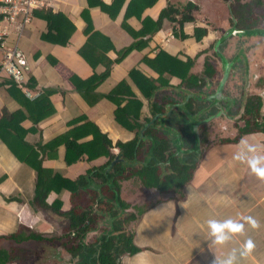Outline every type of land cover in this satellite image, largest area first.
Listing matches in <instances>:
<instances>
[{
    "label": "crops",
    "instance_id": "1",
    "mask_svg": "<svg viewBox=\"0 0 264 264\" xmlns=\"http://www.w3.org/2000/svg\"><path fill=\"white\" fill-rule=\"evenodd\" d=\"M41 1L42 7L34 11L32 21L25 27L23 34L18 36L14 33L9 42L12 47L19 44L29 56L32 67L29 75L30 88L24 87V84L18 87L7 82L1 68L3 56L0 52V119L5 112L8 115L18 112L24 115V112L31 111L32 118L23 122L21 126L25 131L26 141L31 144L45 145L64 135L69 129L68 124L82 115H86L103 133H107L114 145L117 142L133 140L135 133L123 128L115 120L114 112L117 107L104 96L108 95L118 83L124 79L128 80L132 91L143 101L142 112L151 116L152 107L131 82L129 72L133 68H139L149 75L158 77V73L144 61L145 57L153 56L161 49L183 59L188 56L195 57L196 64L192 71L201 75L202 80L205 81L203 91L200 89L189 91L203 96L204 99L196 98L197 101L193 104L195 107L203 101L204 104L199 108L208 107V112L202 114L201 110L197 117L186 113L180 106L176 107L172 116L175 121L167 127L168 136L170 135L175 145L176 142L182 144L180 133L182 129H194L202 140H207L203 148L205 154L194 179L182 194H164L156 189L142 187L137 191L133 188L129 191V195L133 194V199L129 201L121 196L129 205L125 213L135 216L134 220L128 222L126 231L131 234L133 245L138 252L123 254L117 264H212L215 256L213 250L222 257L233 247H239L248 238L252 239L254 247L246 256L240 258L239 264H264V178L255 175L245 162L235 158V154L242 148L240 143L242 138L258 145L264 151V133L256 132L242 137L238 142L222 143L223 139H237L240 136L238 126L242 127L244 124L239 125L238 121L242 120L246 113L248 97L251 94L264 95L262 94L264 87L256 85L264 73V33L247 34L236 26L235 22L232 23L231 9L228 6L230 0H173L172 2L159 0L153 7L144 9L141 19L137 16L128 18L127 25L139 31L143 28L142 20L146 17L158 19L162 11V3L167 1L178 5L184 11L188 3L194 2L199 10L191 14L195 20L185 23L182 28L179 22L166 20L162 28L153 36H145V40L148 39L146 43L134 47L122 61L114 64L110 76L93 92L95 103L89 104L75 89V82L87 80L96 73L79 52L88 37L85 31L92 26L95 31L109 37L113 49H110L108 56L110 59H115L118 51L135 42L134 37L123 28L131 0L123 2L116 18H113L109 12H104L100 6L91 7L99 2L111 6L115 0ZM43 12L61 13L71 25L75 26L76 30L68 45L49 42L42 38V35L49 30L48 22L42 16ZM182 13L185 15L187 12L182 11ZM255 22L259 24L258 19ZM238 28L240 29L237 34L232 32ZM180 29H183L189 37L185 39L176 37V31L179 33ZM196 29H205L207 34L197 39ZM254 30H264V28L257 26ZM229 32L232 34L227 37ZM209 60L215 67V74L211 76L207 75ZM225 60L231 64V71L223 89L225 98L214 99L226 76ZM240 64H242L241 69ZM252 69L257 75L254 73L251 76ZM103 70L104 67L99 66L96 71L101 73ZM169 82L168 87L157 91L158 100L154 99V103L159 106H163L164 103L169 106L167 103L169 101L181 102L177 97L178 92L187 90L185 87L178 88L179 78L172 77ZM235 82L244 85L245 91L241 98H238L234 89ZM28 90L32 94L31 97L27 93ZM42 97L50 100L52 113L36 124L34 112ZM225 102L229 104L231 113L228 112ZM215 108L219 110L214 113L209 112ZM184 146L185 149H189L195 145L189 143ZM201 151L200 148L199 154ZM113 153L117 154V150L115 149ZM45 155L43 162L45 168L62 172L68 177H75L90 168L88 164H84L82 169L83 164L78 163L66 167L63 147ZM103 162L104 158L97 163L100 165ZM37 185V171L22 163L7 140L0 137V237L19 233L26 223L45 239L29 241L20 252L15 248L13 252L12 246H5L4 242L0 243V264H49L52 260L45 258V261L44 256H52V247L61 246L57 241V238L62 236L61 233L59 235L50 229L51 223L43 218L41 210L34 204ZM67 193L63 191L59 197ZM43 212L46 214V211ZM237 213L252 216L258 226L252 227L246 223L242 234H235L232 240L223 245H213L212 250L205 239L204 219L210 215L225 218L236 216ZM98 227L102 225L99 223ZM98 230L95 229L86 236L87 245L93 236L99 238V233H103ZM51 239L54 241L51 242ZM32 241L37 242H34V245ZM32 247L35 249L34 252L30 251ZM65 253L69 259L63 263L82 264L80 256H74L67 250ZM12 258L13 260L10 261Z\"/></svg>",
    "mask_w": 264,
    "mask_h": 264
},
{
    "label": "trees",
    "instance_id": "2",
    "mask_svg": "<svg viewBox=\"0 0 264 264\" xmlns=\"http://www.w3.org/2000/svg\"><path fill=\"white\" fill-rule=\"evenodd\" d=\"M124 1L115 0L111 6L99 2L96 5H91V7L100 6L104 12H109L113 18H116ZM158 1H130L123 28L134 37L135 42L118 51V56L115 59H110L108 56L110 49H113L109 43L110 38L95 31L92 26L86 29L85 34L88 36V41L80 47L79 52L96 73L87 80L75 82V89L89 104L95 103L93 92L107 80L114 64L122 61L134 47L146 43L148 39L145 40V36H153L162 28L166 20L179 22L181 28L185 23L195 20L191 15L192 13L189 12L184 15L178 5L169 3V7L162 9L157 20L150 17L143 19V28L139 31H135L127 25L126 20L128 18L137 16L141 19L144 9L153 7ZM237 12V16H242V18L240 17V23L236 20L235 24L241 30L243 29L244 33H264V30H254L256 25H244L247 21L246 17H253L248 7L241 5ZM43 13L42 16L47 20L49 30L42 35V38L49 42L68 45L76 30L75 26L71 25L61 13ZM84 16L86 19L87 14ZM68 26L69 29H67ZM206 34L205 29H196L195 31L197 39L203 38ZM176 35L181 39L189 37L183 29H180L179 33L176 31ZM10 39L11 37H9L8 43ZM16 46L20 47L19 44L13 47ZM9 47L12 46L9 44ZM0 52L3 56V51L0 50ZM144 63L158 73V77L149 75L139 68L130 70L129 76L131 82L150 103L153 110L151 116L142 112L143 101L132 91L128 80L124 79L108 95L104 96L117 107L114 112L115 120L123 128L135 133V138L131 141L117 142L114 145L107 133H103L86 115H82L68 124L69 129L64 135L45 145L41 143L34 145L26 141L25 131L21 128L23 122L32 118L29 109L26 108L29 112H24V115L21 112L11 115L5 112L0 119V137L7 140L10 148L22 163L27 164L38 173L34 204L42 211L54 210L60 218L67 221L64 234L57 238V241L60 242L61 247L74 256H80L82 264H117L123 254L138 252V249L133 245L131 234L126 231L128 222L134 220L135 216L131 213H125L129 205L121 198L122 181L138 178L143 187L147 189H156L164 194H182L185 188L192 183L205 154L203 148L207 140H202L194 129H182L180 131L181 139H183L181 145L178 142L176 145L173 144L170 135L168 136L169 129L167 127L175 121L172 117L175 109L173 105L181 104L182 101L167 102L170 107L165 103L163 106L154 103V99H157V91L168 87L172 77L180 79L178 88L185 87L187 90L200 89L203 91L205 81L202 80L201 75L192 71L196 64V58L188 56L183 59L161 49L155 55L145 57ZM99 66L104 67L101 73L96 71ZM2 71L5 73L9 84L21 86L3 68ZM31 72L32 70L28 74L30 75ZM213 74H215V67L209 60L207 61V75ZM30 84L31 81L28 76V81L24 83L25 86H22L30 88ZM43 97L38 101L37 110L34 112L32 109L36 116L38 114L37 117H34L36 124H39L41 120L49 117L52 113L50 100ZM185 100V103L180 105L181 109L195 116L193 114L194 98L191 101ZM246 105L247 109L243 117L246 126L240 129V136L237 139H223L222 143L238 142L242 137L256 132L264 133V115L260 110L262 106L261 96L248 97ZM163 128L166 129L163 130ZM189 143L195 146L185 149L184 145ZM60 147L65 149L66 167L78 163L79 165L83 164L82 169L84 164H89L90 168L75 177H68L62 172H54V170L45 168L43 163L45 154ZM115 147L119 149L118 154L113 153ZM200 148L202 151L199 154ZM102 158H104V162L99 165L97 162ZM63 191L68 192L64 194L66 198L59 199V195ZM66 205L69 206L68 209H62V206ZM106 216H110L112 222V228L107 231L103 226L98 227V224ZM95 229L103 232L102 236L99 238L93 236L87 245L85 243L86 236ZM35 239L45 240L41 234H37L24 223L19 233L0 237V243L4 242L5 246H12L13 252L14 248L20 252L25 244ZM52 241L54 239H51ZM8 249L12 250L11 248ZM12 260L13 258L10 261Z\"/></svg>",
    "mask_w": 264,
    "mask_h": 264
},
{
    "label": "rangeland",
    "instance_id": "3",
    "mask_svg": "<svg viewBox=\"0 0 264 264\" xmlns=\"http://www.w3.org/2000/svg\"><path fill=\"white\" fill-rule=\"evenodd\" d=\"M169 2L173 1V0H168ZM166 2V3H162L163 6H162V9L164 8H167L169 7V2ZM174 1H177V0H174ZM179 1V0H178ZM243 4H248V10H250L252 12V16L253 17H246L247 21L244 23L245 26H249V25H256L258 27H263L264 28V0H230L228 1V6H229V9H231V6H232V10L233 12H236L239 10V8L241 7V5ZM161 9V10H162ZM223 16H227L228 14H222ZM249 16V14H248ZM242 16H235V19H241ZM254 19H258L259 21V24L256 23L254 21ZM96 30V29H94ZM88 41V37H87V40ZM242 64H240V69H241V66ZM239 69V70H240ZM251 71V76L254 75V73L257 75V72L256 71ZM249 76V77H251ZM261 79L260 82L258 84H256L257 86L259 87H264V73H262V76L260 77ZM234 89L236 90L237 92V96H239L238 98H241L244 94V91H245V88H244V85L243 84H240L238 82H235L234 83ZM207 90V89H205ZM179 96H177L179 98V100L182 101L181 104L185 103V99H187L188 101H191L192 98H194V101H197L195 100L196 98L197 99H201L203 98L202 95H197L195 94L194 92L192 91H189V90H180L178 92ZM262 94H264V91L262 92ZM264 97V95H263ZM181 104H178V105H173V108H176V107H179ZM204 104L203 101L200 102L199 105H196L194 108H193V114L195 116H198V113L201 111L202 114H206L208 111H207V108H203V109H200L199 107H201V105ZM227 103L225 102V105ZM205 106H208V104H205ZM213 111H218V109H213ZM212 109L209 111V112H213ZM242 121L241 119L238 121L240 122ZM183 140V139H182ZM117 150V154L119 153V149L118 148H115ZM113 148V151L115 150ZM88 167H90V165L88 164ZM143 187V184L142 182L138 179V178H132V179H126L124 181L121 182V196L123 197L124 200L126 201H129V199H133V194L129 195V191L133 189H135L137 191V189H140ZM66 196L63 194L61 197H59V199H65ZM68 205L66 206H62V209L64 210H67L68 209ZM129 209V207L125 210V212H127ZM129 213V212H128ZM41 215L43 216V218L47 221V222H50L51 223V227L50 229L53 230L55 233H61V235H63V228L68 224L66 223L67 221L65 219H62L59 217H57V212H55L54 210H50L48 213L46 212H43L41 210ZM64 221V222H63ZM100 225L103 226V228L107 230H110L112 228V222H111V217L110 216H106L105 219L100 222ZM100 236H102V233L100 234ZM34 242H37V241H32V243L35 245ZM50 247V246H49ZM53 248V255L52 256H48V255H45L44 256V259H48V260H52L51 262H49V264H65L66 262L63 263V261L65 260H68L69 256L65 253V250L63 247L61 246H58V247H52ZM30 251H35V249L32 247L30 249ZM35 256V255H34ZM96 256V254H95ZM45 259V261H46ZM59 260V261H58ZM19 262V261H18ZM20 263V262H19Z\"/></svg>",
    "mask_w": 264,
    "mask_h": 264
},
{
    "label": "clouds",
    "instance_id": "4",
    "mask_svg": "<svg viewBox=\"0 0 264 264\" xmlns=\"http://www.w3.org/2000/svg\"><path fill=\"white\" fill-rule=\"evenodd\" d=\"M242 148L235 154V158L245 162L250 170L260 178H264V151L256 144L245 139L240 141ZM246 223L257 227V221L252 216H244L237 213L236 216L217 218L210 215L204 219L203 225L206 229L205 239L210 248L213 245L220 246L232 240L233 236L245 231ZM254 247V242L248 238L239 247H233L224 256H218L216 252L212 264H239L240 258L246 256Z\"/></svg>",
    "mask_w": 264,
    "mask_h": 264
},
{
    "label": "built area",
    "instance_id": "5",
    "mask_svg": "<svg viewBox=\"0 0 264 264\" xmlns=\"http://www.w3.org/2000/svg\"><path fill=\"white\" fill-rule=\"evenodd\" d=\"M43 5L41 0H0V50L3 51L1 65L16 82L28 81L32 70L28 54L20 47H9L8 39L14 33L22 35L33 18L34 11ZM31 97L30 91H27Z\"/></svg>",
    "mask_w": 264,
    "mask_h": 264
},
{
    "label": "flooded vegetation",
    "instance_id": "6",
    "mask_svg": "<svg viewBox=\"0 0 264 264\" xmlns=\"http://www.w3.org/2000/svg\"><path fill=\"white\" fill-rule=\"evenodd\" d=\"M243 5H245L246 7H248V4L246 5V4H243ZM186 9V11H184V10H181V11H183V12H190V13H196L198 10H199V8H198V6L196 5V3H188L187 4V6L185 7ZM189 8V9H188ZM191 9V10H190ZM237 14H238V12L236 11V12H233V10H232V6H231V15H232V23L233 22H236L235 20H238V21H240L239 19H235V16H237ZM246 15H248V14H246ZM252 93V92H251ZM250 93V94H251ZM253 95H260L261 96V98H262V106H261V113L264 115V108H263V106H264V98H263V95H261V93L260 94H251L250 96H253ZM249 96V97H250ZM226 108H227V110H228V112L229 113H231V111L229 110V104H227L226 105ZM238 124L239 125H242V124H244V126H246V121L245 120H243L242 119V121H240V122H238ZM243 125H242V127H240V126H238L239 127V131H240V129L241 128H243L244 127Z\"/></svg>",
    "mask_w": 264,
    "mask_h": 264
},
{
    "label": "water",
    "instance_id": "7",
    "mask_svg": "<svg viewBox=\"0 0 264 264\" xmlns=\"http://www.w3.org/2000/svg\"><path fill=\"white\" fill-rule=\"evenodd\" d=\"M237 31H239V28L238 29H236L235 31H232V32H235L236 34H237ZM230 34H232V33H228L227 34V37H229L230 36ZM225 64L227 65V66H225V69H226V76H225V78L222 80V82H221V84H220V87H219V90H218V92H217V94H216V96H214V99H217V98H225V95L223 94V89H224V86H225V84H226V81H227V78L229 77V74H230V71H231V64L227 61V60H225Z\"/></svg>",
    "mask_w": 264,
    "mask_h": 264
}]
</instances>
